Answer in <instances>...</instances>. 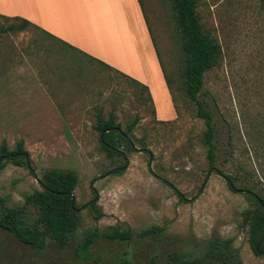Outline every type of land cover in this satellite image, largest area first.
<instances>
[{
	"label": "rangeland",
	"instance_id": "obj_1",
	"mask_svg": "<svg viewBox=\"0 0 264 264\" xmlns=\"http://www.w3.org/2000/svg\"><path fill=\"white\" fill-rule=\"evenodd\" d=\"M196 1L204 31L222 49L198 95L214 130L213 168L204 120L180 90L181 53L165 0L141 2L174 97L169 121L154 115L161 117L168 105L160 85H146L144 92L33 27L3 32L19 24L0 17V148L5 143L12 151L22 140L30 162V169L5 165L0 198L8 207L20 206L39 188L44 171L72 170L78 177L77 206L96 196L104 214L94 222L82 209V227L65 248L48 242L43 251H34L0 229V264H110L124 257L131 264H176L175 256L201 259L214 239L232 240L241 264H264L240 226L251 209L247 191L264 199V9L260 0ZM110 115L121 131L137 119L129 133L135 150L120 146L127 165L117 175L109 172L122 159L106 156L94 130L97 116ZM224 176L238 192L229 190ZM95 225L100 232L131 229L132 238L99 237L88 259L80 260L76 245ZM150 227L160 232L141 236Z\"/></svg>",
	"mask_w": 264,
	"mask_h": 264
},
{
	"label": "trees",
	"instance_id": "obj_2",
	"mask_svg": "<svg viewBox=\"0 0 264 264\" xmlns=\"http://www.w3.org/2000/svg\"><path fill=\"white\" fill-rule=\"evenodd\" d=\"M144 17L147 30L153 43L156 55L159 60L158 52L154 45L150 29L148 27L142 2L137 0ZM171 10V19L180 47L181 64L178 74L180 90L183 94L195 104L197 117L204 120L205 132L204 142L208 146L209 166L213 168L214 152L212 139L214 130L211 125L210 114L205 111L203 104L198 101V95L202 90L204 75L218 65L222 56V49L218 41L206 33L198 19L196 12V0H165ZM264 9V3L260 0ZM6 21L18 22L9 24L2 29L3 32L22 31L28 27H33L40 31L26 20L19 18H5ZM64 46L73 49L71 46L60 41ZM91 62L99 64L106 69L112 70L100 61L87 56ZM160 63V60H159ZM163 78L168 92L174 104L169 82L164 74L161 63ZM121 75V74H120ZM125 79L140 87L147 92L146 87L136 81L122 75ZM135 119L129 124L125 131H121L120 125L114 123L113 116L108 120H103L100 116L96 117L94 130L99 133V143L101 150L110 159L119 157L123 164L113 169L109 173L120 174L127 165V159L121 151L120 146L125 147L127 152H133L135 149L129 141V133L132 131ZM122 143V144H118ZM7 163H12L17 167H26L30 169L29 154L24 149V143L19 140L12 151L7 150L5 143L0 148V171ZM32 170V169H31ZM30 172L32 173V171ZM216 172H218L216 170ZM220 173V172H219ZM229 190L238 192L233 181L224 176ZM39 188L32 193L24 196L23 203L20 206L8 207L5 205V199L0 198V229L8 232L20 243L30 247L34 251H43L48 242L56 244L60 248H65L74 237L78 229L82 227V209H87L94 222H98L103 216V212L98 208L96 196L83 205L78 207L74 197V191L78 184L77 174L72 170L52 169L44 171L38 179ZM252 199L251 209L243 213L241 228H244L248 234V243L257 257L264 255V199L258 195L247 191ZM180 200H184L179 196ZM160 229L150 227L140 234L148 236L158 234ZM104 237L110 241L124 242L132 238L131 229L120 230L117 227H110L105 232H100L95 225L82 233V239L77 243L75 255L80 260H87L90 255V249L95 240ZM232 240L220 242L218 239L208 243L206 253L199 260H179L178 256L173 259L176 264H209L211 261H221L222 264H241L237 251L231 249ZM110 264H131L126 257L114 261Z\"/></svg>",
	"mask_w": 264,
	"mask_h": 264
},
{
	"label": "crops",
	"instance_id": "obj_3",
	"mask_svg": "<svg viewBox=\"0 0 264 264\" xmlns=\"http://www.w3.org/2000/svg\"><path fill=\"white\" fill-rule=\"evenodd\" d=\"M0 17L26 20L49 38L146 88L160 85L168 105L161 117L154 112L156 120L169 121L175 115L137 0H0Z\"/></svg>",
	"mask_w": 264,
	"mask_h": 264
},
{
	"label": "water",
	"instance_id": "obj_4",
	"mask_svg": "<svg viewBox=\"0 0 264 264\" xmlns=\"http://www.w3.org/2000/svg\"><path fill=\"white\" fill-rule=\"evenodd\" d=\"M93 191H94V190H93ZM71 200H72V202L74 201V197H73V196H72V199H71Z\"/></svg>",
	"mask_w": 264,
	"mask_h": 264
}]
</instances>
